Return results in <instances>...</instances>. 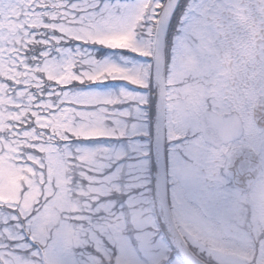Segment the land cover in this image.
Instances as JSON below:
<instances>
[{"label":"snow or ice","instance_id":"obj_1","mask_svg":"<svg viewBox=\"0 0 264 264\" xmlns=\"http://www.w3.org/2000/svg\"><path fill=\"white\" fill-rule=\"evenodd\" d=\"M145 3L151 11L133 47L146 54L78 38ZM11 7L17 28L0 40V157L9 171L26 170L27 180L13 188L0 177L9 193L0 199V264H220L203 240L233 221L244 161L223 182L198 175L187 139L170 138L164 126L157 87L160 58L170 63L190 21L205 8L210 18L215 6L11 0ZM104 49L130 55L102 61L96 53ZM105 62L144 85L90 79ZM109 81L137 91H101ZM247 264H264V237Z\"/></svg>","mask_w":264,"mask_h":264},{"label":"rangeland","instance_id":"obj_2","mask_svg":"<svg viewBox=\"0 0 264 264\" xmlns=\"http://www.w3.org/2000/svg\"><path fill=\"white\" fill-rule=\"evenodd\" d=\"M209 4L215 6L214 14L210 17L212 19L208 17L205 8L201 13L202 18L190 21V35L180 40L173 52L167 106L170 136L183 135L201 112L207 113V119L212 125H221L222 128L233 131L238 124L239 112L245 105L246 146L257 151V126L253 109L257 105V94L264 88L263 45L257 48V22H253L252 18L257 11V0H209ZM150 11L149 4L145 3L138 12L132 11L120 19L101 22L99 27L83 31L82 37L78 38L131 48L144 55L146 53L143 50L133 47V40L137 23ZM14 15L16 13L11 7V0H0V16L4 20L0 23V32H3L0 40H8L15 33L17 26L9 19ZM104 74L141 86L145 83L139 75L130 74L123 67L108 62L101 65L100 70L89 78L96 79ZM187 77H192V81L185 82V86L179 88L177 82L184 81ZM121 89L135 91L125 85L100 90L118 92ZM189 94H197L199 97L189 99ZM192 149L189 146L191 152ZM5 162L6 158L0 157V177H6L9 185L16 188L21 181L27 180L22 174L26 170L9 171ZM255 192L256 189L251 187L246 195L247 201L254 200ZM8 195L5 188L0 186V199ZM227 233L222 232L217 239L205 237L204 241L212 242L210 247L218 251L215 256L220 264H247L253 255L250 235L242 229L232 236ZM234 236L239 239H234Z\"/></svg>","mask_w":264,"mask_h":264},{"label":"flooded vegetation","instance_id":"obj_3","mask_svg":"<svg viewBox=\"0 0 264 264\" xmlns=\"http://www.w3.org/2000/svg\"><path fill=\"white\" fill-rule=\"evenodd\" d=\"M245 2V0H244ZM225 14V13H223ZM223 14H220L223 16ZM218 17V15L216 16ZM253 22H257V48L262 47L264 52V0H257V11L252 15ZM212 19V18H210ZM240 20V19H238ZM238 20H235L237 22ZM220 27V26H219ZM226 28V26H224ZM170 80V78H169ZM192 77H187L184 81H178L179 88L185 86V82H191ZM171 85L167 87L166 101V129L167 123V106L168 94ZM196 96L189 94L191 99ZM264 106V88L257 94V108ZM204 113V114H203ZM246 113L245 105L239 112L238 124L233 131L224 129L221 125H212L207 119V113L201 112L191 127H188L183 135L170 136L172 139H187V148L192 147L193 165L198 175L210 182H223L225 177H231L230 162L234 153L243 147H246V125L244 115ZM170 134V131L168 129ZM257 155L259 157L260 170L253 187L256 189L253 201H247L246 195L249 192L239 188L236 184L232 193V199L235 206V216L233 221L223 229L222 232L228 230V235H235V232L242 229L247 232L250 237V245L264 237V127L262 119L257 115ZM222 235V234H221ZM220 235V236H221ZM258 236V237H257ZM226 241V240H225ZM209 251L214 255L218 254L217 250L210 247L211 241H204Z\"/></svg>","mask_w":264,"mask_h":264},{"label":"water","instance_id":"obj_4","mask_svg":"<svg viewBox=\"0 0 264 264\" xmlns=\"http://www.w3.org/2000/svg\"><path fill=\"white\" fill-rule=\"evenodd\" d=\"M157 87L161 90V105L160 112L165 126V100H166V63L164 58H160V71L157 76ZM262 117L264 119V108L262 111ZM255 117L257 120V108L255 110ZM165 135V130H161V136ZM243 160V166L241 169L242 180L237 183L241 188H249L257 178L258 174V160L257 154L248 148L239 150L232 158L231 171L234 165H238Z\"/></svg>","mask_w":264,"mask_h":264},{"label":"trees","instance_id":"obj_5","mask_svg":"<svg viewBox=\"0 0 264 264\" xmlns=\"http://www.w3.org/2000/svg\"><path fill=\"white\" fill-rule=\"evenodd\" d=\"M142 21H143V20H142ZM142 21H139V22L137 23L136 31H137V29L139 28V26L141 25ZM88 41H90V40H88ZM90 42H92V43L103 44V43H100V42H98V41H90ZM103 45H105V44H103ZM105 46L108 47V48H113V49H122V47H114V46H109V45H105ZM96 55H97V58L100 59V60H102V61L105 60V59L115 61V60H117L121 55H130V54L114 53L112 50L104 49V50H102V51H98V52L96 53ZM172 56H173V55H172ZM171 61H172V59H171ZM170 63H171V62H170ZM170 63L167 64L168 67H169ZM105 77H107V78H109V79H112V80H126V79H123V78H115V79H113L112 77H109L107 74H104L103 77H98V78H96V79H94V80L104 79ZM127 81H129V80H127ZM129 82L132 83V84H134V83L131 82V81H129ZM115 85H125V86L128 87L129 89L137 91V89H135L134 86H132V85H130V84H127L126 82H121V81H109V82H107V86L104 87V88H102L101 90L109 89V88H111V87H114ZM91 87L95 88L96 86L93 85V86H91Z\"/></svg>","mask_w":264,"mask_h":264}]
</instances>
